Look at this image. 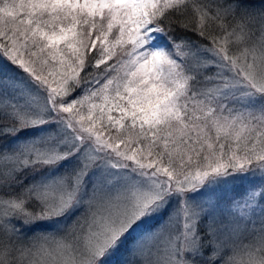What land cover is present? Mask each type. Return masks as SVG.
<instances>
[{"label":"snow or ice","instance_id":"1","mask_svg":"<svg viewBox=\"0 0 264 264\" xmlns=\"http://www.w3.org/2000/svg\"><path fill=\"white\" fill-rule=\"evenodd\" d=\"M0 264H264V0H0Z\"/></svg>","mask_w":264,"mask_h":264},{"label":"trees","instance_id":"2","mask_svg":"<svg viewBox=\"0 0 264 264\" xmlns=\"http://www.w3.org/2000/svg\"><path fill=\"white\" fill-rule=\"evenodd\" d=\"M10 145V146H9ZM14 145L11 143V142H6L5 144H4V147H13ZM29 179H31V177H29ZM227 200H228V198L227 197H225V200L221 203V205H224V207H227ZM221 207V206H220ZM153 227H155L156 225L155 224H153L152 225ZM41 228H45V229H51V225H41L40 226Z\"/></svg>","mask_w":264,"mask_h":264},{"label":"rangeland","instance_id":"3","mask_svg":"<svg viewBox=\"0 0 264 264\" xmlns=\"http://www.w3.org/2000/svg\"><path fill=\"white\" fill-rule=\"evenodd\" d=\"M163 43V42H162ZM10 146V145H9ZM15 146V145H14ZM232 194H229L228 196H226L227 198H229ZM227 207H224V205H221L219 210H225ZM218 210V211H219Z\"/></svg>","mask_w":264,"mask_h":264}]
</instances>
